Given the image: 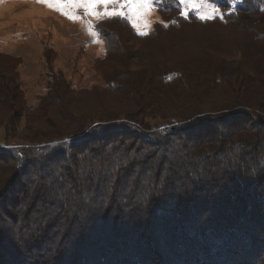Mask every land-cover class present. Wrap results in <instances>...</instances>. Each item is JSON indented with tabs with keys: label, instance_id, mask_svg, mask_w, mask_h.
<instances>
[{
	"label": "trees",
	"instance_id": "obj_1",
	"mask_svg": "<svg viewBox=\"0 0 264 264\" xmlns=\"http://www.w3.org/2000/svg\"><path fill=\"white\" fill-rule=\"evenodd\" d=\"M156 1L146 35L96 25L98 87L49 70L28 105L0 53V264H264V0Z\"/></svg>",
	"mask_w": 264,
	"mask_h": 264
},
{
	"label": "rangeland",
	"instance_id": "obj_2",
	"mask_svg": "<svg viewBox=\"0 0 264 264\" xmlns=\"http://www.w3.org/2000/svg\"><path fill=\"white\" fill-rule=\"evenodd\" d=\"M157 4L154 0L151 13L145 17L148 27L139 23L134 29L137 33L138 30L147 33L161 22ZM80 14L81 19L70 20L37 0H0V53L19 60L17 71L28 105H34L44 93L49 70L62 73L79 89L102 85L93 62L103 57L105 44L100 37L101 42H93L86 22L96 29L100 21L109 18L83 16L82 10ZM188 14L197 16L196 11ZM4 144V131L0 129V146ZM241 264L254 261L247 259Z\"/></svg>",
	"mask_w": 264,
	"mask_h": 264
},
{
	"label": "snow or ice",
	"instance_id": "obj_3",
	"mask_svg": "<svg viewBox=\"0 0 264 264\" xmlns=\"http://www.w3.org/2000/svg\"><path fill=\"white\" fill-rule=\"evenodd\" d=\"M37 3L46 5L70 20L81 19L80 10H82L83 16H92L97 19L105 17L126 18L132 27L137 29L139 23H143L144 27H148L145 17L151 13L154 0H37ZM178 3L180 5V15L185 18H187L189 11H196L200 20H210L217 16L223 18L220 9L212 0H178ZM86 29L94 43L101 42L99 39L100 33L91 22H86ZM138 34L146 35L147 33L138 30ZM94 163V168L81 169L82 184L88 183L89 177L96 180L106 174L101 167L102 160L98 159ZM119 163L120 161L117 160L114 167H118ZM111 178L109 176V179ZM54 191L58 193L56 198L64 202L66 206L74 208L79 203L77 193L71 186L67 188L56 186Z\"/></svg>",
	"mask_w": 264,
	"mask_h": 264
}]
</instances>
